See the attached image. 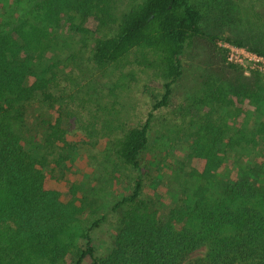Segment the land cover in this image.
I'll return each instance as SVG.
<instances>
[{
	"label": "trees",
	"instance_id": "1",
	"mask_svg": "<svg viewBox=\"0 0 264 264\" xmlns=\"http://www.w3.org/2000/svg\"><path fill=\"white\" fill-rule=\"evenodd\" d=\"M198 1L144 0L114 29L107 0H45L43 7L52 28L62 26L91 36L109 30L111 34L94 39L96 67L120 63L132 53L145 61L165 83L154 110L169 106L171 85L184 74L182 57L192 48L204 49L222 68L231 94L257 96L260 101L258 83L264 76L254 72L247 77L240 67L228 65L219 42L225 38L261 56L264 46L248 35L228 38L210 33ZM13 33H0V264H62L70 247L61 237L85 209L75 199L65 203L59 191L47 187L46 168L68 175L79 150L67 140L60 117L43 120L42 130L30 125L27 104L41 96L52 106L49 89L57 66L39 58L38 29L33 28L32 35L23 27ZM260 120L255 128H249L248 121L242 128L207 124L209 145L197 144L192 151L206 159V168L203 173L185 174L176 163L167 165L174 182L168 203L157 193L144 196L141 156L149 143V121L124 130L112 141L114 162L108 168L117 183L129 171L137 175L114 206L121 214L114 246L100 258L88 244L72 264H81L87 256L91 264H184L201 248L205 256L188 264H264V123ZM47 152L55 154L52 165H47ZM213 176L224 181L218 197L203 190ZM164 179L159 174L155 188ZM97 226L98 221L93 228Z\"/></svg>",
	"mask_w": 264,
	"mask_h": 264
},
{
	"label": "rangeland",
	"instance_id": "2",
	"mask_svg": "<svg viewBox=\"0 0 264 264\" xmlns=\"http://www.w3.org/2000/svg\"><path fill=\"white\" fill-rule=\"evenodd\" d=\"M44 1L0 0V33H13L23 27L32 35L33 28L38 29V36L42 37L37 47L39 58L43 63L53 62L57 66L55 81L49 89L52 106L38 96L27 108L28 121L35 129H43V120L55 121L60 117L67 140L79 150L68 175L52 166L46 168L47 187L59 191L65 203L75 199L85 209L84 216L61 237V242L70 247L62 264H72L88 244L100 258L108 256L114 246L121 217L114 206L137 175L129 171L120 183L114 182L108 167L114 162L115 137L149 121V143L141 156L146 183L144 196L151 198L157 193L168 203L174 182L169 179L167 165L176 163L185 174L203 173L206 168V159L193 155L192 151L197 144L206 148L209 145L210 137L204 131L207 124L228 129L235 125L242 128L246 121L249 128H255L259 119L264 123V77L258 83L260 101L257 96L238 98L229 92L224 82L225 72L209 59L204 49H188L182 57L184 74L171 85L169 106L154 110L165 93V83L145 61L132 53L120 63L102 69L96 67L92 61L94 39L111 34L109 30L91 36L62 26L52 28L46 20ZM143 1L107 0L112 28ZM198 3L206 15L204 27L210 33L228 38L248 35L255 39V44L264 46V0H199ZM220 42L227 40L223 38ZM242 70L247 77L253 74ZM54 157V153L47 152V165H52ZM224 171L223 167L219 169L221 174ZM159 174L166 179L155 188L153 181ZM203 188L209 197H218L224 181L213 176L205 181ZM97 221L98 226L93 228ZM205 253L204 248L193 252L184 264L203 258ZM91 263L87 256L81 264Z\"/></svg>",
	"mask_w": 264,
	"mask_h": 264
},
{
	"label": "built area",
	"instance_id": "3",
	"mask_svg": "<svg viewBox=\"0 0 264 264\" xmlns=\"http://www.w3.org/2000/svg\"><path fill=\"white\" fill-rule=\"evenodd\" d=\"M219 46L226 51L228 65L238 66L244 69L246 74L257 72L264 76V56L228 41L220 42Z\"/></svg>",
	"mask_w": 264,
	"mask_h": 264
}]
</instances>
